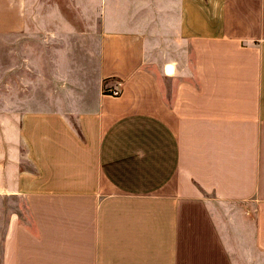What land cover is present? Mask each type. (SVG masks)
<instances>
[{"label":"crops","instance_id":"obj_1","mask_svg":"<svg viewBox=\"0 0 264 264\" xmlns=\"http://www.w3.org/2000/svg\"><path fill=\"white\" fill-rule=\"evenodd\" d=\"M198 1L0 0V264H264V0Z\"/></svg>","mask_w":264,"mask_h":264},{"label":"rangeland","instance_id":"obj_2","mask_svg":"<svg viewBox=\"0 0 264 264\" xmlns=\"http://www.w3.org/2000/svg\"><path fill=\"white\" fill-rule=\"evenodd\" d=\"M198 0H192V25H193V31L194 30H201V28L198 25V19H199V6H198ZM7 34H0V139H4V141L0 142V151L3 152V150H11L9 147V144L6 142V136H7V129H8V113H11L9 111V101L13 98H23L24 94L22 90H18L15 86L13 89V86H11L12 83V77L8 74V67H7ZM161 40L163 39L164 43L166 42L167 37H159ZM166 44V43H165ZM175 53V52H172ZM167 52L160 51V55H163L162 57L156 59L160 64H166L169 60H175L173 58L167 57ZM176 60L181 64L184 65L183 59H177ZM3 143V144H2ZM16 148H19V153L16 152L14 154L15 160L12 159L13 155H9V161H3V158L1 156L0 161L1 164L4 162L6 165H9V172L10 177H12V171H11V163L14 161V163H18L19 158V168L21 170L24 169H30L32 166L28 162L27 159H25V148L21 144H15ZM7 167V166H6ZM18 172V169H17ZM1 181L7 182V175L6 171L2 173L0 176ZM8 203L11 204L10 208L11 210H16L19 205H21V201L19 198H12L11 200H7ZM9 205V204H8ZM3 203L1 205V212L3 211ZM0 224V232L1 235H4L5 230V222L6 218L3 219Z\"/></svg>","mask_w":264,"mask_h":264},{"label":"trees","instance_id":"obj_3","mask_svg":"<svg viewBox=\"0 0 264 264\" xmlns=\"http://www.w3.org/2000/svg\"><path fill=\"white\" fill-rule=\"evenodd\" d=\"M104 92L105 93H109V94H113V95H119L120 94V91L119 90H117L115 92L112 90V86H110L108 84V81L107 80L105 81Z\"/></svg>","mask_w":264,"mask_h":264},{"label":"built area","instance_id":"obj_4","mask_svg":"<svg viewBox=\"0 0 264 264\" xmlns=\"http://www.w3.org/2000/svg\"><path fill=\"white\" fill-rule=\"evenodd\" d=\"M112 90L115 92V91H117V90H119L116 86H112Z\"/></svg>","mask_w":264,"mask_h":264}]
</instances>
